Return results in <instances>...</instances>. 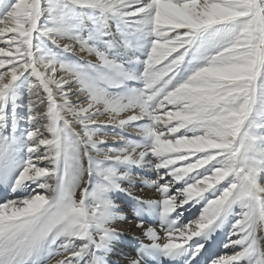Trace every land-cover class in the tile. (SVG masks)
Instances as JSON below:
<instances>
[{"label":"snow or ice","instance_id":"obj_1","mask_svg":"<svg viewBox=\"0 0 264 264\" xmlns=\"http://www.w3.org/2000/svg\"><path fill=\"white\" fill-rule=\"evenodd\" d=\"M0 192V264H264V0H0Z\"/></svg>","mask_w":264,"mask_h":264},{"label":"bare ground","instance_id":"obj_2","mask_svg":"<svg viewBox=\"0 0 264 264\" xmlns=\"http://www.w3.org/2000/svg\"><path fill=\"white\" fill-rule=\"evenodd\" d=\"M109 131H112L111 129H109ZM109 146H118L115 144H110ZM148 178L150 179H154L155 176L151 175ZM3 193L0 192V196H2ZM142 195L145 198H149V197H153L154 194L152 192L151 189H147L144 188ZM114 199H116V201L118 203H124L126 201V197L123 194H119L118 196H114ZM198 207L197 208H193L191 209V211H185V215H189L192 212L198 211ZM197 215V214H196ZM129 219H131V217H129ZM186 220V219H185ZM146 223H153L151 220L146 221ZM153 226L159 228L158 222L153 223ZM116 227L122 229L125 232V236H124V243L123 244H117L115 246V250L113 252V254L109 257V260L112 262V264H128V260L130 258L135 257L136 255V249L139 245V242L141 240H144L145 238L142 235V232L140 229L133 227H130L128 222H120L116 225ZM227 233V226L225 227V229L221 232H219L216 237H215V243L211 244L209 246V250L211 252H215L217 254H219L221 252V249L219 247V242L223 241L225 239ZM163 233H161L162 235ZM205 255H207V253H205ZM205 259V256H201L199 258V260L197 261V264H203V261Z\"/></svg>","mask_w":264,"mask_h":264},{"label":"rangeland","instance_id":"obj_3","mask_svg":"<svg viewBox=\"0 0 264 264\" xmlns=\"http://www.w3.org/2000/svg\"><path fill=\"white\" fill-rule=\"evenodd\" d=\"M196 214H198V211H195V212L190 213L189 215H186V216L184 217V219H186V220H188V219H192V218L195 217Z\"/></svg>","mask_w":264,"mask_h":264}]
</instances>
